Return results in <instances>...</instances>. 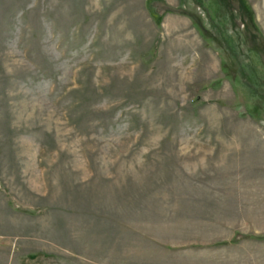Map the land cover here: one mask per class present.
<instances>
[{"label":"rangeland","instance_id":"rangeland-1","mask_svg":"<svg viewBox=\"0 0 264 264\" xmlns=\"http://www.w3.org/2000/svg\"><path fill=\"white\" fill-rule=\"evenodd\" d=\"M254 236L264 0H0V264H226Z\"/></svg>","mask_w":264,"mask_h":264},{"label":"crops","instance_id":"crops-1","mask_svg":"<svg viewBox=\"0 0 264 264\" xmlns=\"http://www.w3.org/2000/svg\"><path fill=\"white\" fill-rule=\"evenodd\" d=\"M237 233H241V234L246 235L245 232H237ZM231 239H233V238H230V237H229V239L227 238L228 242ZM244 240H251V241L244 242ZM252 240H254V241H252ZM260 240H264V239H260L259 237L254 236V237H250V238L247 237V238L240 239V241H238L237 243H228V245L226 247V254H227L226 256L227 257H225L226 264H243V262L247 261V260L250 262H252L254 260L257 261V257H258V260L261 262V264H263L262 261L264 260V243H259ZM205 245L206 244H201V245L193 244V246L187 245L184 247L183 250L187 254L195 253V255H202V256L208 255V254L203 253L204 252L203 249H209V248L204 247ZM246 247H247V249H246ZM255 247H257V250L261 249L262 254L258 253L256 255L251 250H248V248H255ZM227 251H229V252L227 253ZM218 258H219V256H218ZM240 261L242 263H240Z\"/></svg>","mask_w":264,"mask_h":264},{"label":"trees","instance_id":"trees-1","mask_svg":"<svg viewBox=\"0 0 264 264\" xmlns=\"http://www.w3.org/2000/svg\"><path fill=\"white\" fill-rule=\"evenodd\" d=\"M170 11H172V10H170Z\"/></svg>","mask_w":264,"mask_h":264}]
</instances>
